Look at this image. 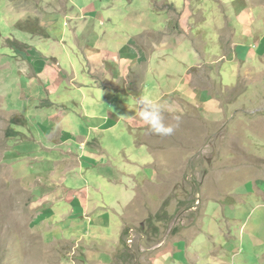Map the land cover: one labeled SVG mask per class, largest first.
Listing matches in <instances>:
<instances>
[{"label": "rangeland", "instance_id": "obj_1", "mask_svg": "<svg viewBox=\"0 0 264 264\" xmlns=\"http://www.w3.org/2000/svg\"><path fill=\"white\" fill-rule=\"evenodd\" d=\"M47 2L50 4L43 9L44 0H0V264H87L74 242L48 243L52 238L60 239L63 233L72 236L77 228L76 232L92 236L95 242L86 245L95 248L96 243L105 246L119 238L120 218L116 214L109 227L103 229L104 236L82 219L77 224L60 220L58 229L40 231L33 221L42 205L34 203L32 190L36 184L42 185L35 174L42 173L39 168L51 167L35 157L44 151L37 149L33 141L35 134L46 142L39 124L51 114V99L69 103L90 93L86 87L84 91L65 89L71 70L62 67L67 69L64 60L70 50L60 46L59 41L62 37L74 40V29L81 23L77 19L80 8L88 4L98 10L86 11L94 20L91 24L95 31L104 29L101 20L109 15L108 8L102 7L107 3L113 7L114 2L127 11L143 12L139 19L143 18L144 31L135 39L148 55L162 42L169 43L168 47L184 42L196 51L198 60L188 70L191 90L197 95L192 100L168 96L169 103L162 108L165 123L176 124L175 118H180L174 134L159 136L147 125L134 131L137 143L148 145L155 156L152 167L156 176L151 182L137 185L124 214L120 240L111 251L110 264H147L151 256L158 255L160 245L170 244L179 249L175 264H264V0H243L256 17L247 43L254 51L249 62L244 58L248 51L238 54L235 43L236 25L243 17L236 14L242 7L241 0ZM117 14L120 17V10ZM128 20L134 26V21ZM252 38L258 39L257 45ZM17 41L28 47L20 49ZM145 71L146 63H142L116 80L103 71L90 75L98 86L120 89L137 100L142 96ZM134 78L137 81L130 84ZM118 96L123 99L114 103L113 110L116 106L122 110V100H130ZM134 107H127L129 116L136 113ZM121 128L105 131L106 144L111 148V143L120 145L123 139L139 155L132 161L139 162L148 155L147 150L135 147L133 135L124 134ZM78 148L74 147L79 152ZM21 151L27 153L24 160ZM135 168L132 163L124 164L122 169L130 172ZM146 168L142 171L145 176ZM76 172L79 175L70 173L67 183L82 187L83 179L79 170ZM126 185L130 190L128 180ZM52 191L48 193H55ZM116 194L108 187L94 196L105 201ZM127 194L131 192L119 190L122 203ZM51 197L54 201L60 198L57 203L69 202V192L64 188ZM122 203L109 204L122 214Z\"/></svg>", "mask_w": 264, "mask_h": 264}, {"label": "crops", "instance_id": "obj_2", "mask_svg": "<svg viewBox=\"0 0 264 264\" xmlns=\"http://www.w3.org/2000/svg\"><path fill=\"white\" fill-rule=\"evenodd\" d=\"M44 1H46V4H43V9H46L50 2ZM117 3L114 2L113 7L107 6L109 3L102 7L108 8L109 18L107 20L102 18L101 23L104 29L102 28L97 32L93 23L91 24L93 18L88 17L86 13L88 9L95 10L93 13H97L98 10L92 9V4L80 8L79 18H77L78 13L73 11L76 10L74 5L73 10L68 9L71 14L76 15L78 21L81 20L83 25L80 23L74 29L72 34L74 40L67 41L62 37L59 41L60 46L70 50L71 56L64 60L67 69L62 67L63 70H71L68 72V74H71L69 75L71 76L70 83L65 86V89L84 91V87H86L90 93L83 92L85 97L82 100H71L69 103L56 102L51 99L52 105L48 106L51 107L49 108L51 114L47 115L39 124L45 134L46 142L41 141L39 135L36 137L32 133L37 149L44 151V154L38 153L35 157L42 158L41 160L46 162L49 167L51 166L48 167V170L39 168L42 173L34 172L39 176L37 179L40 178L42 184H36L32 189L34 203L42 205L40 211L38 210L39 212L35 215L34 226L42 232L44 230L51 232L59 228L60 220L77 224L82 219L97 227L96 231L100 232L99 234L103 233L104 236L103 229L109 227L112 216L116 214L120 218L118 240L115 243H107L105 246L96 243L98 248L86 245L95 241L91 239L92 236L86 237L84 233L76 232L79 228L72 232V236L63 233L60 239L53 240L52 238L49 242L45 232L42 234L48 243L60 240L74 242L76 249L81 250L84 254L87 264H110L113 262L111 251L114 250L120 240L124 227V214L135 197L136 187L140 182H151L156 176V170L152 167L155 162L154 154L150 151L148 145L138 144L134 135L137 128L144 127L146 124L141 119L138 120L139 116L136 113L132 116L128 115L127 107H134L132 105H136V100L128 93L98 86L91 75L103 71L108 76L112 74L110 78L116 80L127 76L126 73L130 69L146 63L142 95L149 96L158 102L162 108L165 109L169 103L168 96L179 95L187 100H192L197 95V91L191 90L190 74H188L191 64L198 60L196 51L184 42L171 47H168L169 43L162 42V46L157 45L156 50L148 55L142 48H139L140 46L137 45L138 42L135 39L144 31L143 18L139 19V17H143L141 15L143 12L134 13L129 8V11H127V8H120V4L116 6ZM224 3L228 6V3L225 1ZM241 3L242 7L236 14L238 16L243 15V17L241 22H237L236 25L238 41L235 43L238 46V54L242 50L248 51L247 56L245 54L244 58L245 61L249 62L248 57L254 51L247 43L249 42L248 38L253 35L252 29L256 17L244 5L243 0H241ZM81 9L83 10L81 11ZM118 10H120V17L117 14ZM129 18L131 22L134 21V26L129 22ZM127 20L128 24H126ZM252 39L254 40L253 43L257 45L258 39ZM41 55L45 54L41 53ZM166 55L168 57H165ZM60 62L61 58H59ZM82 76L84 77L83 81L81 80ZM38 77L42 78L40 75ZM46 88L50 96L49 86L46 85ZM118 95L126 96L130 100H122V110H119L118 106L113 110L114 103L117 104L119 99H123ZM134 108L137 112V107ZM125 111L127 112L124 115L127 118L122 120L119 115H123ZM53 114L55 115L53 116ZM46 122L47 124L44 125ZM123 123H125V126ZM120 126L124 130V134L128 132L133 135L135 147L147 150L148 155L142 156L139 162L132 161V159H139V155L138 153L134 154L123 139H120V145H117V142L111 143V148L106 144L104 140L105 131L110 128L118 129ZM118 136L120 137L119 133ZM75 146H79V152L74 149ZM26 154L25 151L19 152L22 160L27 157ZM132 163L137 168L131 169L130 172L122 169L124 164L126 166ZM144 167H147L146 176L142 172ZM77 170H79L83 179L82 187H80V184L73 186V183L69 185L67 183V177L70 173H74L72 176L79 175L76 172ZM124 177L127 179L125 180ZM127 180L131 184L130 190L126 185ZM108 187L117 193L116 196H111L109 200L105 201L100 198V200H97L94 193L106 191ZM57 188L59 190L64 188L69 192L68 203H57L56 201H59L61 196L56 201L51 197L59 191ZM49 190H54L52 192L55 193H48ZM119 190L131 192V194H127L126 199H123L126 200L125 203L119 200ZM75 196H78L79 199H73ZM109 203H122V214L118 213L116 208ZM232 216V220L237 221L234 215ZM106 240L108 239L106 238ZM159 249L158 255L151 256V261L147 264H175V253L179 249L171 244L164 247L160 245Z\"/></svg>", "mask_w": 264, "mask_h": 264}, {"label": "clouds", "instance_id": "obj_3", "mask_svg": "<svg viewBox=\"0 0 264 264\" xmlns=\"http://www.w3.org/2000/svg\"><path fill=\"white\" fill-rule=\"evenodd\" d=\"M137 112L139 118L145 122L148 129L159 136H171L179 127V117L175 119L176 124L165 123L164 111L160 104L146 95L140 96L136 100ZM121 119H126L127 116L119 115Z\"/></svg>", "mask_w": 264, "mask_h": 264}, {"label": "trees", "instance_id": "obj_4", "mask_svg": "<svg viewBox=\"0 0 264 264\" xmlns=\"http://www.w3.org/2000/svg\"><path fill=\"white\" fill-rule=\"evenodd\" d=\"M173 10H176V8L174 7V5H173ZM17 43L19 44V48H20V49H22V48H24V47H25V48L28 47V45L25 44V43H21V42H19V41H17ZM133 81H134V82L137 81L136 78H134V79L130 82V84H133V83H134ZM117 90H118V89H117ZM118 91H120V89H119ZM125 231H126V229H125ZM125 231H124V232H125Z\"/></svg>", "mask_w": 264, "mask_h": 264}]
</instances>
